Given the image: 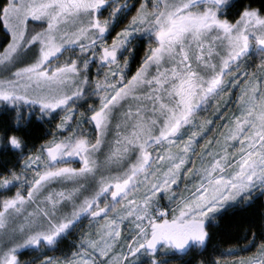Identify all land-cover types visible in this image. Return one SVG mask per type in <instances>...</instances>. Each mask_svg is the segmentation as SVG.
I'll return each instance as SVG.
<instances>
[{
  "label": "snow or ice",
  "instance_id": "1",
  "mask_svg": "<svg viewBox=\"0 0 264 264\" xmlns=\"http://www.w3.org/2000/svg\"><path fill=\"white\" fill-rule=\"evenodd\" d=\"M0 29V264H264V0H0Z\"/></svg>",
  "mask_w": 264,
  "mask_h": 264
},
{
  "label": "trees",
  "instance_id": "2",
  "mask_svg": "<svg viewBox=\"0 0 264 264\" xmlns=\"http://www.w3.org/2000/svg\"><path fill=\"white\" fill-rule=\"evenodd\" d=\"M245 2H247V0H245ZM260 4V0H255V6H259ZM7 40V37L4 35V32L2 29H0V44H3L5 43ZM49 127H51V125H49ZM14 191V189L12 190ZM258 219V216L255 215V214H248V213H245L243 215V217L239 216L237 217V220H238V223H239V227L240 229L242 230L243 228H246L249 223H253L255 222L256 220ZM227 239V237H226ZM241 244L243 243V241L240 242ZM232 246H235V244L233 243ZM241 255H246L247 253H240ZM29 253L27 255H25L23 257V259H26L28 257Z\"/></svg>",
  "mask_w": 264,
  "mask_h": 264
},
{
  "label": "rangeland",
  "instance_id": "3",
  "mask_svg": "<svg viewBox=\"0 0 264 264\" xmlns=\"http://www.w3.org/2000/svg\"><path fill=\"white\" fill-rule=\"evenodd\" d=\"M32 255H33L32 253H29V255H28V257L26 258V260H27V259H30V258L32 257ZM56 255H60V253L58 252V253H56ZM240 255H241V254H240Z\"/></svg>",
  "mask_w": 264,
  "mask_h": 264
}]
</instances>
